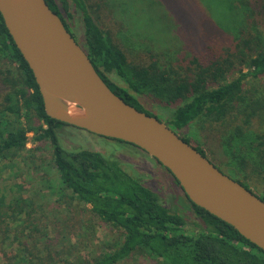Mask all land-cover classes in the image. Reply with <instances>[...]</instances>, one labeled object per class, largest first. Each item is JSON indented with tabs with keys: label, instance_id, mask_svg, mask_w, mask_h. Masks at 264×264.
Here are the masks:
<instances>
[{
	"label": "trees",
	"instance_id": "trees-1",
	"mask_svg": "<svg viewBox=\"0 0 264 264\" xmlns=\"http://www.w3.org/2000/svg\"><path fill=\"white\" fill-rule=\"evenodd\" d=\"M44 1L72 37L64 14L70 17L69 3L74 6L83 26L82 47L116 96L154 117L136 96L171 109L165 122L173 131L193 122L207 126L221 135L227 165L234 164L238 171L250 168L264 182V169L258 166L264 163V85L259 81L264 76V0H202L212 21L207 38L197 48L188 45L177 53L137 45L125 25L94 14L93 8L103 7L98 3ZM123 28L126 34L121 33ZM133 47L139 53L134 54ZM0 80V162L18 157L28 133L34 143H49L50 163L58 175L57 185L48 181L49 190L59 199L67 198L68 205L73 201L89 205L96 217L118 231L109 252L92 259H62L46 245L40 251L33 239L34 234L43 235L35 223L38 207L32 197L23 195L22 185H13L0 190V241L16 245L14 264H118L134 255L152 258L156 264H264V251L186 197L194 214L190 222L163 206L158 195L126 173L114 157L62 147L58 129L68 125L45 115L32 72L1 16ZM6 112L12 118H4ZM183 141L189 142L184 137ZM195 149L205 155L200 147ZM238 183L249 188L246 180Z\"/></svg>",
	"mask_w": 264,
	"mask_h": 264
},
{
	"label": "rangeland",
	"instance_id": "rangeland-1",
	"mask_svg": "<svg viewBox=\"0 0 264 264\" xmlns=\"http://www.w3.org/2000/svg\"><path fill=\"white\" fill-rule=\"evenodd\" d=\"M88 3L103 6L100 10L93 8L94 14L100 13L103 18L109 17V21L125 25L131 35L135 36L137 45L150 44L155 49L173 53L186 51L188 45L194 49L201 39L207 38L205 35L208 34L209 24L212 22L202 0H88ZM68 12L70 17L62 13L74 40L82 47L83 26L80 14L71 3ZM124 29L121 30L122 34H126ZM133 48L134 54L139 53L138 47ZM113 80L118 81L115 78ZM259 81L264 85V76L260 77ZM1 87L0 80V89ZM136 99L162 121H165L171 112V109L160 106L149 97L136 96ZM3 116L6 119L12 118L8 112ZM178 133L193 147H200L220 172L235 180H246L252 192L261 198L264 182L250 168L238 171L234 164L227 165L228 157L222 148L220 134L212 132L207 126L200 127L195 122ZM27 137L25 148L17 158L0 162V167L4 166L0 174V190L22 185L25 192L23 195L34 199L38 207L35 223L43 234L37 233L33 236V239H37V249L42 251L44 245L49 246L52 252L60 254V258L69 260L77 257L92 259L109 252L110 245L118 238V231L96 217L89 210V205L77 204L74 201L68 205L67 198L59 199L56 191L49 190L48 181L52 182L53 186L58 182L56 170L50 163V145L44 141L34 143L31 133H28ZM58 138L60 145L66 150L87 149L106 158L114 157L126 173L138 178L144 186L154 191L163 206L189 219V222L193 219L192 208L179 186L160 165L141 150L70 126L58 129ZM258 166L264 169V163ZM22 240L30 247V241L25 238ZM16 249V245H11L10 241H0V264H14L13 255ZM3 253L8 255L7 259L3 257ZM118 264L156 263L152 258L134 255Z\"/></svg>",
	"mask_w": 264,
	"mask_h": 264
},
{
	"label": "water",
	"instance_id": "water-1",
	"mask_svg": "<svg viewBox=\"0 0 264 264\" xmlns=\"http://www.w3.org/2000/svg\"><path fill=\"white\" fill-rule=\"evenodd\" d=\"M0 16L32 72L47 117L141 150L169 172L192 204L264 251V201L164 121L116 96L44 0H0Z\"/></svg>",
	"mask_w": 264,
	"mask_h": 264
},
{
	"label": "flooded vegetation",
	"instance_id": "flooded-vegetation-1",
	"mask_svg": "<svg viewBox=\"0 0 264 264\" xmlns=\"http://www.w3.org/2000/svg\"><path fill=\"white\" fill-rule=\"evenodd\" d=\"M165 122V121H164ZM166 123V122H165ZM175 133H177V134H179L178 133V131H175ZM181 139H183L182 137H181V135L179 134L178 135ZM188 144H191L190 142H188ZM192 145V144H191ZM193 146V145H192ZM195 148V147H194ZM205 154V153H204ZM205 156V155H204ZM206 157V156H205ZM207 158V157H206ZM208 159V158H207ZM210 162H211V160L210 159H208ZM213 164V163H212ZM214 166H215V164H213ZM217 169H218V167L217 166H215ZM235 180V179H234ZM236 181V180H235ZM240 181H242V180H240ZM237 182H238V180H237ZM249 190H251L250 189V187L248 188ZM252 191V190H251ZM254 192V191H253Z\"/></svg>",
	"mask_w": 264,
	"mask_h": 264
},
{
	"label": "bare ground",
	"instance_id": "bare-ground-1",
	"mask_svg": "<svg viewBox=\"0 0 264 264\" xmlns=\"http://www.w3.org/2000/svg\"><path fill=\"white\" fill-rule=\"evenodd\" d=\"M69 113H70V114H74L75 112L73 111V109H70V110H69Z\"/></svg>",
	"mask_w": 264,
	"mask_h": 264
}]
</instances>
